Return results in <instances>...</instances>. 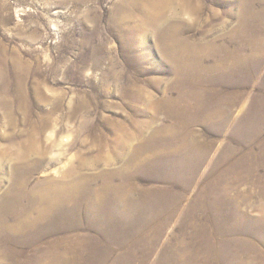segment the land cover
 Wrapping results in <instances>:
<instances>
[{
    "label": "rangeland",
    "instance_id": "374dc122",
    "mask_svg": "<svg viewBox=\"0 0 264 264\" xmlns=\"http://www.w3.org/2000/svg\"><path fill=\"white\" fill-rule=\"evenodd\" d=\"M6 2L0 40L32 63L30 103L38 112L53 106L34 103L35 80L67 96L63 113H80L65 136L72 147L45 161L32 185L80 166L81 135L97 133L105 138L101 155L88 148L82 171L91 188L119 184V197L103 194L101 203L89 189L57 213L63 227L77 225L72 231L30 244L38 230L3 242V229L0 249L33 260L50 254L62 264H233L251 242L264 252V0H193L196 14L166 4L158 23L147 10L160 4L139 0ZM176 28L186 50H195L178 60L161 45ZM3 111L0 105V131ZM7 144L0 132V147ZM227 146L236 148L231 163L217 159ZM5 163L3 188L14 172ZM66 235L73 243L47 244ZM253 256L245 264H264Z\"/></svg>",
    "mask_w": 264,
    "mask_h": 264
},
{
    "label": "bare ground",
    "instance_id": "6f19581e",
    "mask_svg": "<svg viewBox=\"0 0 264 264\" xmlns=\"http://www.w3.org/2000/svg\"><path fill=\"white\" fill-rule=\"evenodd\" d=\"M192 1L193 0H139V2H142V4H144V6H152L153 4L162 5H155L153 12L151 8H148L147 10V20L156 23L161 21V11L166 4L171 5L177 2H181L184 10H187V12H190L191 14H196L197 12H199V9L198 7L195 8L193 6ZM7 8H9V6L6 0H0V19L3 23L7 22L10 19V15L8 14L9 12L5 11ZM169 21H171L170 18ZM170 35L171 38H169L168 41H164L161 43L164 55L171 56L176 60L182 55L193 54L195 50H186L187 47L185 46L183 39L179 35V30L177 28L176 31L170 32ZM31 65L32 63L27 61L22 56L21 51L18 48L9 49L0 40V105L4 110L1 115L4 121L2 123V127L4 128V130L0 132L2 135H4V138L8 140L7 146L0 147V170L4 169L6 161H10L12 163V169H14L12 180L9 181L10 184L8 187L3 188L4 177L0 176L1 192L4 191V193H6V196L0 199V218H3L1 217L2 215L11 216V214H14V216H12L13 220L12 217L11 219L6 218L7 220L0 219V232L5 229L9 234V236L5 238L3 242H6L7 240L12 241L13 239H18V234H24L28 232L30 233L38 230L39 236L34 240L28 241V243L34 244L36 242H42L49 236H55L58 232H62V230L66 232H68L69 230L72 231V229L70 228L76 227L77 225H69L63 227V225L59 224L58 222L59 217H57V213L63 208H70V206H72V203L74 202L73 197L86 193V191L89 189L92 190V193L94 192V197H96L97 199L100 198L99 202L101 203H104L103 197L101 196L103 194L106 195L111 192V194H113V198L119 197V184H116V186L113 187L112 185H110V183H103L101 187L96 186L95 188H91L93 184L89 185L86 182L87 177H90V175L82 171L83 168L86 167L85 158L88 148L95 147L97 151L100 152L99 155H101L104 144L100 142L101 140H105V138L97 133H95L90 139L88 138V136L81 135L79 141L82 142L87 149L86 151L80 150L79 152L78 157L80 166H78L77 168L70 166L67 170H64L61 176L53 175L51 173L47 174L39 179V181L37 180L38 182H34V184L32 185L34 173L40 171L43 168V164L45 161H53L56 159L55 157H64L68 150L72 147L73 140H67L65 136L69 138V136L74 131L73 127L75 126L73 125L75 123L73 121L75 120L78 111L72 110L70 108L65 113H63L61 110L65 108H63V106L66 99L65 97L67 96H58L59 94L51 95L49 94V91L47 93L46 90H44L46 88H44L34 80L32 83L30 82L35 97L34 103L40 106L47 103L53 104V106H50L52 107L50 110L48 109L42 112L36 111L33 101L32 103H30V98L28 95L29 89L27 79L29 77V74L27 73V68L32 67ZM35 69L38 68L35 67ZM72 100L70 102H72ZM58 112H61L63 114H59ZM116 131L117 132L114 135L115 138L112 141L115 149L119 147V129ZM56 151H60L59 154L61 156H56V154L53 153ZM96 156L98 155H95V157ZM25 201L27 203H25ZM93 208L94 207L91 205L90 208L85 209L93 210ZM107 214L109 213L107 212ZM45 229L50 230L45 232ZM3 237H5V235H3ZM71 239L72 237L68 235L63 237L61 236V238L56 237L49 240L47 244L49 246H52L57 243L59 244V242L61 243L62 241L70 243ZM73 239L72 243L74 241ZM39 243H37V245ZM253 243L251 242V244L249 245L250 248H243V251L251 249L250 251L242 253L241 255L239 253H236L237 257L234 261L232 260L233 264L248 263V258H250L252 255H254L252 260L264 257V252L262 251V249L260 247V249H257L258 245L256 243V245ZM39 248L40 247H38V249ZM34 252L31 253L33 254ZM70 252V248H68L65 255L68 257V259L70 257ZM40 253L41 252H39L38 254L35 253L37 254V259L33 260L30 257H27L26 252H8L0 249V264H62V260L56 261L55 259H52L51 257L53 256L49 253V255L45 256L46 258H49V260L43 261L41 260V258L38 259V257L41 256ZM28 255L30 256L31 254Z\"/></svg>",
    "mask_w": 264,
    "mask_h": 264
},
{
    "label": "crops",
    "instance_id": "0c3cea01",
    "mask_svg": "<svg viewBox=\"0 0 264 264\" xmlns=\"http://www.w3.org/2000/svg\"><path fill=\"white\" fill-rule=\"evenodd\" d=\"M235 146H231V148H229V146H227V148L218 156V158L217 159H219V160H223V161H227V163H228V161H229V163H231L230 162V160L234 157L235 158V155L233 156L232 155V152L236 149V148H234ZM195 151H199L198 149H196ZM205 151H206V149L204 150V152H203V154L205 153ZM230 152H231V156H230ZM235 152V151H234Z\"/></svg>",
    "mask_w": 264,
    "mask_h": 264
}]
</instances>
